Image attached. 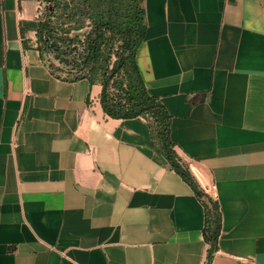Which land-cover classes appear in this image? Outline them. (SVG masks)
Returning <instances> with one entry per match:
<instances>
[{
    "label": "crops",
    "instance_id": "1",
    "mask_svg": "<svg viewBox=\"0 0 264 264\" xmlns=\"http://www.w3.org/2000/svg\"><path fill=\"white\" fill-rule=\"evenodd\" d=\"M45 0H0V264H206L205 207L146 119L59 79ZM137 63L181 163L219 203L210 264H264V0H145Z\"/></svg>",
    "mask_w": 264,
    "mask_h": 264
},
{
    "label": "trees",
    "instance_id": "2",
    "mask_svg": "<svg viewBox=\"0 0 264 264\" xmlns=\"http://www.w3.org/2000/svg\"><path fill=\"white\" fill-rule=\"evenodd\" d=\"M81 2L87 7V17L92 23L85 40L81 41L79 37L72 38L68 33L66 37L63 35L50 37L46 44L54 51L56 59L71 69L63 72L58 67H53L39 46L41 52L53 74L59 79L77 81L87 78L92 83H100L101 105L109 117L122 120L142 117L147 120L154 146L203 202L204 236L210 245L206 264H210L221 234L222 215L218 201L201 188L190 169L181 163L170 138L171 116L162 102L149 94L139 69L137 52L147 31L145 0H81ZM44 29L41 20L38 33L40 45ZM79 46L83 47L80 53ZM73 52H77L76 59L69 65L66 56L72 55ZM113 56L116 59L112 63ZM120 77L122 81L118 80ZM111 88H119L120 93L111 92Z\"/></svg>",
    "mask_w": 264,
    "mask_h": 264
},
{
    "label": "rangeland",
    "instance_id": "3",
    "mask_svg": "<svg viewBox=\"0 0 264 264\" xmlns=\"http://www.w3.org/2000/svg\"><path fill=\"white\" fill-rule=\"evenodd\" d=\"M40 12L39 18L41 17L42 23L45 27L42 32V44L40 46L53 67H58L63 72H68L71 67L61 64L56 59L54 51L49 49L46 44L50 37L56 35H63V37H66L68 33L70 37H79L81 41H84L92 28V23L87 17V7L82 4L81 0H45L41 6ZM77 21L79 22L77 23ZM58 31L60 34H57ZM78 48L79 53L83 51L82 46H79ZM76 53L77 52H73L72 55L70 54L69 56H66L69 65L74 63ZM115 59V56H113L112 63ZM118 80L122 81V78L120 77ZM110 91L113 93H120L119 88H111Z\"/></svg>",
    "mask_w": 264,
    "mask_h": 264
}]
</instances>
